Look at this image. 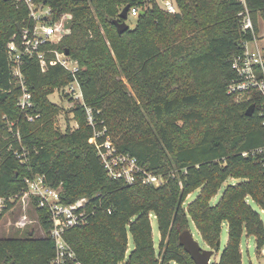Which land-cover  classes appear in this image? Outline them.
Here are the masks:
<instances>
[{
    "label": "trees",
    "instance_id": "16d2710c",
    "mask_svg": "<svg viewBox=\"0 0 264 264\" xmlns=\"http://www.w3.org/2000/svg\"><path fill=\"white\" fill-rule=\"evenodd\" d=\"M34 1L50 6L55 20L71 14L70 31L43 46L46 71L38 57H24L22 71L34 104L22 109L8 44L34 21L23 0H0V197L8 202L0 218L27 189V178L44 175L51 186H62L63 201L87 196L95 206L89 222L64 233L75 258L63 264H196L180 243L191 221L214 251L220 250L227 225V244L212 264H243L244 233L263 250V154L252 151L264 146L259 111L264 97L253 92L238 100L228 84L236 76L232 58L253 38L243 30L239 12L248 8L258 33L264 0H175L176 12L157 0ZM128 4L130 11L138 7L143 13L119 33L113 20ZM55 51L69 52L79 64L76 74L57 61ZM74 80L96 127L106 126L119 150L164 174V184L129 185L111 178L90 141L94 128L84 105L74 102L68 111L75 128L69 122L65 130L58 128L64 107L49 96ZM253 103L255 111L247 115ZM230 176L242 181L229 184L212 203ZM31 203L44 235L0 237V264H54L49 210L35 198ZM152 216L159 226L158 247Z\"/></svg>",
    "mask_w": 264,
    "mask_h": 264
},
{
    "label": "built area",
    "instance_id": "2783aa9c",
    "mask_svg": "<svg viewBox=\"0 0 264 264\" xmlns=\"http://www.w3.org/2000/svg\"><path fill=\"white\" fill-rule=\"evenodd\" d=\"M29 7L30 17L34 21L33 27L22 28L18 35H14L8 44V53L12 61V71L16 81L20 84L22 92L18 99V105L22 109L33 106V95L29 91L22 71L25 56H36L40 59L43 71L48 69L46 50L43 48L48 43L59 42L69 31L66 22L72 18L69 13L63 14L59 19L53 18L52 8L34 0H23ZM160 5L169 12H176L178 6L175 0H157ZM138 7L129 11V16L137 17L140 13ZM243 30L251 31L253 38L244 42L242 53L232 58V67L236 76L228 84V92L235 95L238 100L250 98L253 92L264 97V34L255 30V25L247 7L239 12ZM56 59L73 74L79 70V64L66 52L55 51ZM74 102L86 107L89 124L94 128L90 141L96 145L98 156L101 159L107 174L125 184L141 183L151 186H160L165 183L164 174L149 170L143 166L138 158L129 152L119 150L113 142L106 126L99 129L93 116L92 108L86 106L83 91L77 80H74L63 89ZM260 115L264 124V103ZM33 119V117H29ZM253 154H263L261 161L264 165V146L252 151ZM247 155L248 152H244ZM27 189L21 195L23 203L35 198L39 207H46L50 213V221L53 223L51 236L55 240L57 255L54 264H63L67 257L75 258V252L68 244L64 233L72 228L89 222L95 212V206L90 198L82 196L73 202H65L62 198V186L53 187L46 181L44 175H37L26 179ZM13 201L12 198H10ZM8 206L7 198L0 197V214ZM111 212V210H109ZM24 216L23 219H26Z\"/></svg>",
    "mask_w": 264,
    "mask_h": 264
},
{
    "label": "rangeland",
    "instance_id": "374dc122",
    "mask_svg": "<svg viewBox=\"0 0 264 264\" xmlns=\"http://www.w3.org/2000/svg\"><path fill=\"white\" fill-rule=\"evenodd\" d=\"M70 21L71 18L68 19L66 25L67 24L70 25ZM135 22H136V17L134 16L128 17L127 23L130 25V27H133L135 25ZM258 24H259L258 33L264 34V19L261 16L258 17ZM125 82L126 84H128L129 92L135 95V91L131 88L127 80H125ZM49 98L51 101L59 105H62L64 107L63 112L56 118V125L58 126V128L61 130H65L68 122L71 127L75 128L77 123L74 120L69 121L68 119V115L72 116L68 111L71 110L74 103V101L70 98V96L64 90L57 89L55 90L54 93H52L49 96ZM240 181H242L241 178L230 176L222 184L217 195L212 199V203H216L220 199V197L224 193V190L229 184H235ZM200 190L201 188L191 193L188 196V201L194 199L199 194ZM251 204L256 210L261 211L259 205L256 202L251 201ZM24 216H27V218L23 219ZM262 217L264 219V213H262ZM151 220L153 226L154 241L156 247H158V243L160 239L158 221L153 216ZM190 230L193 232L195 238L200 242V244L204 248H210L202 239L193 221L190 222ZM30 234L36 237H40L44 235V231L40 226L38 214L34 206L32 205L31 200L27 201V204H25L19 198L15 201L14 205L10 209H8V211L0 218V237L5 238L12 236H27ZM227 236H228V230L226 224H224L222 230V236H221V247L219 251H215V253L213 254L211 258L212 263L219 261L220 255L227 244ZM133 245H134L133 239L131 235H129V251L133 248ZM241 247H242L243 264H264V249L258 251L256 245V239L253 235H247L246 233H244Z\"/></svg>",
    "mask_w": 264,
    "mask_h": 264
},
{
    "label": "water",
    "instance_id": "95a60500",
    "mask_svg": "<svg viewBox=\"0 0 264 264\" xmlns=\"http://www.w3.org/2000/svg\"><path fill=\"white\" fill-rule=\"evenodd\" d=\"M131 6L126 5L119 14V17L113 20L119 33H123L130 28L127 23L129 17V11ZM143 13V12H141ZM20 31L22 28L20 27ZM66 54H69L66 51ZM255 111V104H251L246 111L247 115H252ZM180 243L185 250L191 255L196 264H212L211 258L215 251L211 248H204L200 242L195 238L193 232L190 229H186L180 234ZM218 245H221V240L218 241Z\"/></svg>",
    "mask_w": 264,
    "mask_h": 264
},
{
    "label": "crops",
    "instance_id": "0c3cea01",
    "mask_svg": "<svg viewBox=\"0 0 264 264\" xmlns=\"http://www.w3.org/2000/svg\"><path fill=\"white\" fill-rule=\"evenodd\" d=\"M226 224V223H225ZM227 226V225H226ZM228 237V236H227Z\"/></svg>",
    "mask_w": 264,
    "mask_h": 264
}]
</instances>
